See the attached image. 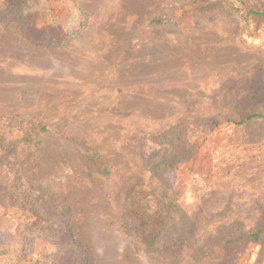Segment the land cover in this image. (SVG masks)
Returning a JSON list of instances; mask_svg holds the SVG:
<instances>
[{
	"label": "rangeland",
	"instance_id": "obj_1",
	"mask_svg": "<svg viewBox=\"0 0 264 264\" xmlns=\"http://www.w3.org/2000/svg\"><path fill=\"white\" fill-rule=\"evenodd\" d=\"M48 5L47 17L0 16V146L19 120L48 125L26 173L67 205L90 264H264V238L247 237L264 221V120L228 121L264 111V18L246 17L264 0ZM177 124L182 136L156 194L177 191L191 233L177 249L151 253L121 232L120 204L129 183L149 175L142 137ZM81 148L101 154L110 173L85 167ZM2 188L7 243L33 218L10 207ZM25 238V253L53 264L69 234L35 229Z\"/></svg>",
	"mask_w": 264,
	"mask_h": 264
},
{
	"label": "trees",
	"instance_id": "obj_2",
	"mask_svg": "<svg viewBox=\"0 0 264 264\" xmlns=\"http://www.w3.org/2000/svg\"><path fill=\"white\" fill-rule=\"evenodd\" d=\"M51 0H0V16L9 20L37 11L47 17L51 9ZM232 9V8H231ZM237 11V7H233ZM264 18V9L249 8L246 17ZM54 17V16H53ZM160 24L161 19L152 21ZM264 120V111H255L244 119L230 118L228 121L243 125L250 119ZM212 125L217 123L210 120ZM19 120L18 124L7 126V143L0 146V187L5 201L10 207L32 216L30 223L21 222L7 243H0V264H46L31 253H25L23 242L33 230L58 237L61 233L69 234L64 241L57 260L53 264H90L87 248L73 237L71 226L65 219V203L55 202L52 195L38 188L26 173L24 163L50 131L41 121ZM183 130L182 124L173 125L160 132L145 134L142 137V156L145 171L149 175L139 176L129 183L126 194L120 204L119 227L121 232L144 250L151 253L177 249L191 233V221L181 211L177 200V191L171 190L158 196L156 189L161 183L165 171L173 166L168 154L172 146L178 143ZM153 145L148 150L146 147ZM166 145L171 146L165 148ZM2 151L5 152L2 156ZM82 162L85 167H92L102 175L110 173V166L105 158L91 148H81ZM170 151V152H169ZM4 186L7 188L4 189ZM26 226V227H24ZM251 241L264 238V221L247 233Z\"/></svg>",
	"mask_w": 264,
	"mask_h": 264
}]
</instances>
